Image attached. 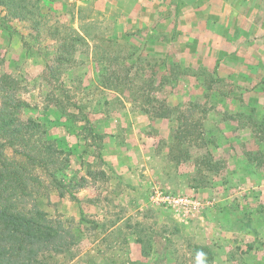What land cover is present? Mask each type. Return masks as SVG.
Wrapping results in <instances>:
<instances>
[{"label":"rangeland","instance_id":"374dc122","mask_svg":"<svg viewBox=\"0 0 264 264\" xmlns=\"http://www.w3.org/2000/svg\"><path fill=\"white\" fill-rule=\"evenodd\" d=\"M93 2L0 0V78L13 79L19 115L35 118L57 149L49 156L56 163L34 171L35 196L74 234L51 261L264 264V170L246 155L264 151L255 132L264 114L231 115L203 103L192 69L160 83L155 66L129 67L128 40L113 34V20ZM57 57L65 63L53 73ZM55 98L64 110L50 105ZM163 110L166 117L155 116ZM18 157L16 148L0 147V160ZM202 160L217 165L207 170ZM154 188L213 204L185 223L150 204Z\"/></svg>","mask_w":264,"mask_h":264},{"label":"crops","instance_id":"0c3cea01","mask_svg":"<svg viewBox=\"0 0 264 264\" xmlns=\"http://www.w3.org/2000/svg\"><path fill=\"white\" fill-rule=\"evenodd\" d=\"M93 1L113 20V34L128 40L127 57L136 59L129 67L155 66L160 79L192 69L203 103L231 115L264 114V0Z\"/></svg>","mask_w":264,"mask_h":264},{"label":"trees","instance_id":"16d2710c","mask_svg":"<svg viewBox=\"0 0 264 264\" xmlns=\"http://www.w3.org/2000/svg\"><path fill=\"white\" fill-rule=\"evenodd\" d=\"M87 31L88 27L84 32ZM112 59L119 61L115 57ZM120 61H124L123 58ZM55 63L57 66L53 68V73L65 60L57 57ZM172 71L176 74H188L185 69L179 72L171 69ZM191 72L193 74L195 71ZM164 80H168L166 75L160 79V83ZM14 85L13 79H8L6 75L0 78V147H14L19 156L14 160H0V264H55L51 258L70 247L74 234L64 226L62 220L51 218L40 207L41 202L35 196L39 177L34 171L44 165L48 167L49 163H56L50 161L49 156L57 149L49 141L42 139L44 131L40 129V123L35 118L29 115L23 119L19 115L22 101L15 97L12 90ZM50 105L63 109L59 98H55ZM160 106L164 104L160 103ZM76 108L80 120H84L82 128L93 136L95 133L87 114L83 113L81 106ZM66 115L75 116L74 113ZM155 116L166 117L165 110ZM255 132L264 143V129L259 127ZM20 148L24 151H20ZM246 155L248 162H255L256 167L264 170L263 150L257 149L247 152ZM201 163L206 164L207 170L217 165L216 161L210 160H202ZM199 179L202 185L206 184L205 177L200 176ZM23 199L30 202L23 203Z\"/></svg>","mask_w":264,"mask_h":264},{"label":"built area","instance_id":"2783aa9c","mask_svg":"<svg viewBox=\"0 0 264 264\" xmlns=\"http://www.w3.org/2000/svg\"><path fill=\"white\" fill-rule=\"evenodd\" d=\"M88 2L90 0H71ZM148 200L152 206H163L171 210L182 222L187 223L189 218L196 217L203 208L213 204L210 200L201 201L189 196L177 195L166 190L154 188L150 191Z\"/></svg>","mask_w":264,"mask_h":264}]
</instances>
